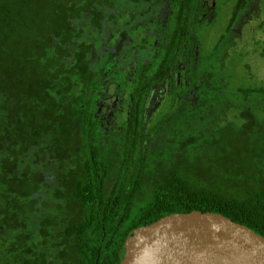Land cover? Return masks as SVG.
<instances>
[{
    "label": "trees",
    "instance_id": "16d2710c",
    "mask_svg": "<svg viewBox=\"0 0 264 264\" xmlns=\"http://www.w3.org/2000/svg\"><path fill=\"white\" fill-rule=\"evenodd\" d=\"M195 3L0 0V264H119L132 229L190 210L264 238V86L234 90L225 109L249 98L238 123L194 132L217 90L202 83L203 105L143 124L151 85L190 63ZM189 73L183 92L205 78ZM116 79L130 83L127 113L100 123L94 100ZM186 123L185 138L172 131Z\"/></svg>",
    "mask_w": 264,
    "mask_h": 264
},
{
    "label": "rangeland",
    "instance_id": "374dc122",
    "mask_svg": "<svg viewBox=\"0 0 264 264\" xmlns=\"http://www.w3.org/2000/svg\"><path fill=\"white\" fill-rule=\"evenodd\" d=\"M236 1L196 0L195 9L193 8L196 16L192 14L191 18L194 35L189 44L192 58L186 70L185 67L182 69L179 67L180 70L174 69L171 78L169 76L164 78L161 83L149 90L142 110L143 124L146 129L147 125L159 114L170 111L171 108L178 105L180 108L181 106L191 108L190 106L193 105H203L204 97L207 96L202 93L206 92L201 87L202 83L206 87H208L206 83H212L217 90L209 98L211 99V111H208V108L200 109L195 114L191 122L194 132H204L205 127L221 124L225 118L235 120L234 123L240 121L238 112L248 105L249 98L239 95L227 109L224 105L231 99L236 88L264 86V0H245V6L237 13L226 31L232 7ZM103 36L101 34L100 38L98 37L99 39L96 40L102 43ZM221 36H223L222 39H220ZM104 47L111 48L106 42ZM94 56L97 58L98 51ZM129 62L126 61L118 68H128ZM193 69H197L200 77L205 76L204 81H200L201 85H193L183 92L187 85L189 71L191 72ZM202 71L205 73L202 74ZM120 81L121 79H116L114 83H103L101 85L103 89L97 93L98 97L94 102L100 123H110L117 117L123 119L127 113L129 98L128 91L125 90L130 83H128L129 80H126L125 84L122 83V89ZM171 87L172 92L170 91ZM119 101L122 105L121 114L115 116L116 110L120 109ZM199 117L203 118L204 122L199 120ZM176 125L177 121L173 123L171 129ZM178 129H180L178 135L185 138L188 133V123L172 131ZM159 134L161 137L164 136L163 133ZM161 141L159 146L165 149L157 147L158 158H167L169 148L173 143L162 145ZM152 160L153 157L149 159V161Z\"/></svg>",
    "mask_w": 264,
    "mask_h": 264
},
{
    "label": "water",
    "instance_id": "95a60500",
    "mask_svg": "<svg viewBox=\"0 0 264 264\" xmlns=\"http://www.w3.org/2000/svg\"><path fill=\"white\" fill-rule=\"evenodd\" d=\"M119 264H264V238L217 213H170L132 229Z\"/></svg>",
    "mask_w": 264,
    "mask_h": 264
},
{
    "label": "flooded vegetation",
    "instance_id": "af4514ba",
    "mask_svg": "<svg viewBox=\"0 0 264 264\" xmlns=\"http://www.w3.org/2000/svg\"><path fill=\"white\" fill-rule=\"evenodd\" d=\"M180 68L182 69V68H184V67H183V66H181ZM163 80H164V79H163ZM163 80H162V81H163ZM162 81H161V82H162ZM161 82H160V83H161ZM153 86H156V85H151V88H152ZM151 88H150V89H151ZM171 88H172V87H171ZM150 89H149V90H150ZM149 90L147 91V93H146L145 97L147 96V94H148ZM145 99H146V98H145ZM144 102H145V101H144ZM143 106H144V104H143Z\"/></svg>",
    "mask_w": 264,
    "mask_h": 264
}]
</instances>
